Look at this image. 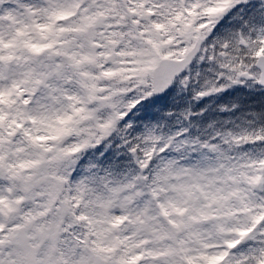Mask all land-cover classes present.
<instances>
[{
	"label": "snow or ice",
	"instance_id": "1",
	"mask_svg": "<svg viewBox=\"0 0 264 264\" xmlns=\"http://www.w3.org/2000/svg\"><path fill=\"white\" fill-rule=\"evenodd\" d=\"M0 264H264V0H0Z\"/></svg>",
	"mask_w": 264,
	"mask_h": 264
}]
</instances>
